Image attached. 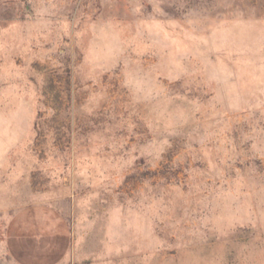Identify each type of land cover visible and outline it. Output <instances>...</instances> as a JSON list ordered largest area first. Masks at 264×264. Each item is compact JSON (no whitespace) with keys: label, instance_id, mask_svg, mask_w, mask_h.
I'll return each mask as SVG.
<instances>
[{"label":"rangeland","instance_id":"rangeland-1","mask_svg":"<svg viewBox=\"0 0 264 264\" xmlns=\"http://www.w3.org/2000/svg\"><path fill=\"white\" fill-rule=\"evenodd\" d=\"M0 208L24 264H264V0H0Z\"/></svg>","mask_w":264,"mask_h":264},{"label":"crops","instance_id":"crops-1","mask_svg":"<svg viewBox=\"0 0 264 264\" xmlns=\"http://www.w3.org/2000/svg\"><path fill=\"white\" fill-rule=\"evenodd\" d=\"M0 208V264H24L22 258V232L16 231L12 216H2Z\"/></svg>","mask_w":264,"mask_h":264}]
</instances>
